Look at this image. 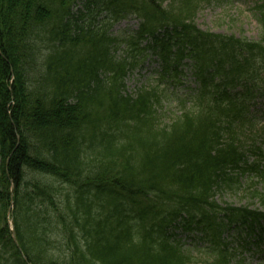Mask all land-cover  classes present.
Masks as SVG:
<instances>
[{
	"label": "trees",
	"instance_id": "obj_1",
	"mask_svg": "<svg viewBox=\"0 0 264 264\" xmlns=\"http://www.w3.org/2000/svg\"><path fill=\"white\" fill-rule=\"evenodd\" d=\"M213 1L0 0V264H240L234 239L262 240L263 209L216 197L264 177V0L256 40L199 28ZM148 57L194 79L168 123L159 84L125 92Z\"/></svg>",
	"mask_w": 264,
	"mask_h": 264
},
{
	"label": "rangeland",
	"instance_id": "obj_2",
	"mask_svg": "<svg viewBox=\"0 0 264 264\" xmlns=\"http://www.w3.org/2000/svg\"><path fill=\"white\" fill-rule=\"evenodd\" d=\"M258 0H214L210 4L204 5L199 11L196 24L205 31H211L217 34L235 35L247 39L256 40L259 38V23L256 18L255 5ZM80 7V6H79ZM138 19L135 16L120 21L113 27V32L119 34L137 28ZM126 30V31H125ZM159 67V61L154 57H148L142 67L137 68L126 78V93L133 94L136 90L146 84H159L162 100L165 101L162 111L166 118L164 123L170 122L180 111L178 97L174 93L182 95L189 91L190 87L195 86L194 79L190 71L185 70L182 77V84H172L173 79H156L155 70ZM175 89V90H174ZM251 134L247 137V145L261 147L263 157L249 152L250 160H260L262 169H264V97L259 96L251 108ZM235 173V172H234ZM239 182L236 181L229 187L224 186L217 195L220 204H232L241 206L250 204L253 207H259L264 210V177L257 172L247 171L245 174L237 173ZM254 194H256L254 196ZM258 194V195H257ZM235 238V237H234ZM245 235L241 239L237 236L234 239V246L238 249L237 259L240 264H264V234L262 240L258 243V237L252 235L246 241L253 242L249 248H244ZM53 246L56 251L65 249L61 245V238L57 239Z\"/></svg>",
	"mask_w": 264,
	"mask_h": 264
},
{
	"label": "water",
	"instance_id": "obj_3",
	"mask_svg": "<svg viewBox=\"0 0 264 264\" xmlns=\"http://www.w3.org/2000/svg\"><path fill=\"white\" fill-rule=\"evenodd\" d=\"M12 194H13V193H12ZM12 233H13V239H14V241H15L16 243H18V242H17L16 234H15V231H14L13 228H12ZM29 264H31V263H29Z\"/></svg>",
	"mask_w": 264,
	"mask_h": 264
}]
</instances>
